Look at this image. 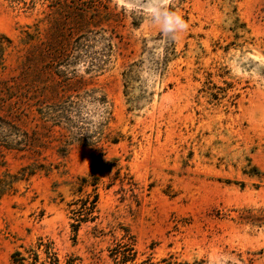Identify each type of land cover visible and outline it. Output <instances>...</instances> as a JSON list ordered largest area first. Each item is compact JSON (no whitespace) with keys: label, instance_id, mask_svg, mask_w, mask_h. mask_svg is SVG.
<instances>
[{"label":"rangeland","instance_id":"1","mask_svg":"<svg viewBox=\"0 0 264 264\" xmlns=\"http://www.w3.org/2000/svg\"><path fill=\"white\" fill-rule=\"evenodd\" d=\"M86 93L107 110L67 143L40 110ZM91 172L98 218L77 225ZM0 191V264L45 245L117 264L124 229L127 264H264V0H0Z\"/></svg>","mask_w":264,"mask_h":264},{"label":"trees","instance_id":"2","mask_svg":"<svg viewBox=\"0 0 264 264\" xmlns=\"http://www.w3.org/2000/svg\"><path fill=\"white\" fill-rule=\"evenodd\" d=\"M94 102L101 106L104 111L105 106L107 105L106 99L104 97H97V95L86 93L85 96L76 95L75 97H66L63 101L56 102L46 107V110H40L42 117L44 120L53 124L56 127H63L66 130L67 134V143L71 141H81L86 142L89 139L88 132L85 125V119H83V109L87 103ZM108 113V112H105ZM12 126V125H10ZM11 128H16L12 126ZM33 140V137L28 133H21L18 135V139L15 141V144H19L22 147H30V142ZM21 141V142H20ZM112 144L119 143L118 139H113L111 141ZM107 170L109 167L107 165H103ZM43 170V169H40ZM22 174L25 176L31 175L30 171H23ZM118 180L122 186L121 190L130 196L135 198V202L139 205L138 196L136 194L137 184L133 181L132 177L128 174H124L121 176V169H118L115 178L113 181ZM100 184V177L96 175L95 172H91L87 177H80L77 179V182L73 185V192L78 195H81L76 202L80 203L78 209L74 210V214H77L79 220L77 225L82 222V219H85L86 222L91 221L94 222L97 220V216H94L97 210V206L99 203L100 195L98 193ZM112 182L109 187L113 186ZM126 187V188H125ZM91 189V192H88L87 189ZM1 194V191H0ZM85 196V197H82ZM78 228V227H77ZM115 231V230H114ZM40 245L39 248H41ZM44 253L46 255L45 260L40 264H62L57 253L50 245H45ZM110 257L115 260L117 264H127L129 262H134L137 257L136 250V242L134 236L130 233V231L124 229V234L121 236L120 240L117 241L115 247L111 250ZM32 259L30 264H38L39 263V255L30 251V255L25 257L21 252H16L14 254V262L15 264H25L27 260ZM166 264H205L204 261H193V262H179L172 263L170 261L164 260ZM66 264H75V259L69 258ZM144 264H152L150 260L144 262Z\"/></svg>","mask_w":264,"mask_h":264},{"label":"clouds","instance_id":"3","mask_svg":"<svg viewBox=\"0 0 264 264\" xmlns=\"http://www.w3.org/2000/svg\"><path fill=\"white\" fill-rule=\"evenodd\" d=\"M166 21L168 22L169 26H172L173 21L183 25V21L178 16H167L166 14Z\"/></svg>","mask_w":264,"mask_h":264}]
</instances>
